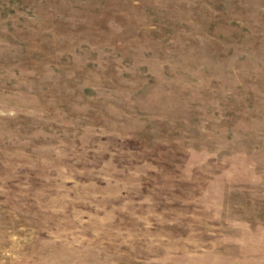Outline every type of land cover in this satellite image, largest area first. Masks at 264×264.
Segmentation results:
<instances>
[{
  "label": "rangeland",
  "instance_id": "374dc122",
  "mask_svg": "<svg viewBox=\"0 0 264 264\" xmlns=\"http://www.w3.org/2000/svg\"><path fill=\"white\" fill-rule=\"evenodd\" d=\"M0 264H264V0H0Z\"/></svg>",
  "mask_w": 264,
  "mask_h": 264
}]
</instances>
